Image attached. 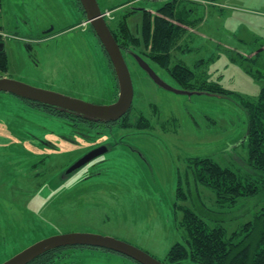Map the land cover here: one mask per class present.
I'll return each mask as SVG.
<instances>
[{
  "label": "rangeland",
  "instance_id": "1",
  "mask_svg": "<svg viewBox=\"0 0 264 264\" xmlns=\"http://www.w3.org/2000/svg\"><path fill=\"white\" fill-rule=\"evenodd\" d=\"M130 1L134 3L131 10L146 6L153 13L163 5V0H99L103 8ZM191 6L198 8L194 18L204 20L187 28L180 42L184 50L174 51V58L194 69L198 78L234 92L231 97L167 91L127 57L135 92L131 115H144L152 127L98 134V130L76 129L36 112L9 93L0 94V150L4 148L0 209L18 217V230L0 246V264L43 239L70 233L114 237L164 260L175 244L186 242L178 226L182 215L174 206L180 181L185 188L194 182L189 158H212L224 167L249 171L248 115L238 96L256 98L264 81L254 79L234 59L237 53L251 56L264 51V0H195ZM117 12L126 14L128 9ZM130 17V26L138 33L142 15ZM80 19L72 0H3L0 27L10 62L4 77L86 102H116L120 88L108 58ZM52 28L56 36L42 40ZM154 70L166 84L180 90L164 70L156 66ZM8 143L13 149L24 148L31 157L20 162L17 152L7 153ZM102 143L117 145L67 175L73 164ZM41 157H47L36 170L42 176L27 178L30 164ZM193 186V197L183 204L230 232L263 205L256 207L262 199H253L223 217L214 214L223 210L213 191L199 183ZM23 216L36 220L40 228L36 230V225L24 234L33 223ZM55 264L137 263L116 253L78 249Z\"/></svg>",
  "mask_w": 264,
  "mask_h": 264
},
{
  "label": "trees",
  "instance_id": "2",
  "mask_svg": "<svg viewBox=\"0 0 264 264\" xmlns=\"http://www.w3.org/2000/svg\"><path fill=\"white\" fill-rule=\"evenodd\" d=\"M2 1L0 0V8L2 7ZM193 1L195 0H173L164 5L162 9H159L158 12L164 15L162 17H153L148 13L141 14L142 24L141 27L139 25L138 33H134L129 24L128 17L134 14V12H129V10L126 14L117 15L116 20L110 23L109 27L126 58L128 55L130 57L138 55L153 69L156 66L164 70L178 84L179 89L185 92L184 94H215L231 97L234 92L223 88L219 83L208 82L204 77L198 78L197 72L194 69L176 61L174 58V51L184 50L180 42L187 35L186 27H194L204 20L203 16L194 18L197 16L198 8L191 6V2L193 3ZM210 1L212 2L213 0ZM72 5H75L78 9L81 18L79 23L82 24L85 21L86 14L80 0H75V2L72 0ZM120 6L106 8L101 6V8L103 11L105 9L116 10ZM89 27L90 31L97 37L93 28ZM2 29L0 27V44H5ZM47 37L42 36L41 39ZM98 41L108 58L116 81V88L118 89L119 83L113 64L99 39ZM236 56L237 58L234 60L249 75L254 79L264 81V51H259L251 56L237 53ZM9 63V56L6 50H0V78L9 72ZM199 63L195 65L196 68H199ZM13 96L28 108L47 117L64 120L76 129H79L81 126V128L86 130H98L100 132L98 134H101L102 131L112 133L114 129L142 131L150 130L152 127L151 121L148 118L142 114L140 116L131 115V110L117 122H102L89 120L73 113L64 112L57 108L45 106L15 95ZM238 97L240 104L248 115L246 140L249 158L246 162V169L249 171L243 173L241 170L224 167L212 158L198 157L189 158V170L194 177V185L195 183H199L212 190L216 195V203L223 210L220 213H214L216 215L229 216L234 213L237 207L243 208L248 201L253 199L260 198L259 201L261 199L263 201L256 203V207L262 203L263 205L253 214L251 219L230 232L222 223L216 221L214 224H211L203 216L183 204L193 197L196 189L194 186V188L192 187L193 184H189L185 188L183 182L180 181L177 190L178 202L175 204L174 209L176 212H181L182 216L178 221V226L184 232L186 242L184 244H175L168 252L166 258L160 260L164 264H181L184 262L196 264H264V86L260 94L254 99ZM11 123L8 122L9 125ZM11 126L16 127L14 124H11ZM115 145L117 143L110 146L115 147ZM3 149L0 150V154H2ZM6 150L7 153L17 152V157L22 163L28 161L31 157L21 147L13 149L9 144ZM46 159L47 157H41L40 161H31L29 176L27 178H31L32 180L33 178L36 179L42 176V173L36 172V170H38L37 167L39 165L45 164ZM39 184L38 187L42 185V183ZM23 219L28 223H33H30L29 228L25 229L28 233L24 234H30L29 232L34 231L36 225L38 227L36 230L40 228V224L36 220L32 221V218H27L26 216H23ZM222 221H224V218ZM17 227L18 217L10 215L5 211L2 213L0 209V246L5 245L7 236L11 232L17 231ZM78 249L111 252L92 247H66L47 252L29 264H55L57 260H62L69 256V252L72 253ZM132 261L135 262L134 260Z\"/></svg>",
  "mask_w": 264,
  "mask_h": 264
},
{
  "label": "water",
  "instance_id": "3",
  "mask_svg": "<svg viewBox=\"0 0 264 264\" xmlns=\"http://www.w3.org/2000/svg\"><path fill=\"white\" fill-rule=\"evenodd\" d=\"M80 2L85 10V22L93 28L113 64L120 88L118 100L115 103L107 105L95 104L68 97L57 92L38 89L9 78L0 79V94H13L45 106L57 108L64 112L83 116L89 120L117 122L130 111L134 102L135 94L132 75L125 55L116 41L108 23L103 17L98 0H80ZM4 49L5 44H0V50L3 51ZM132 58L157 86L170 92L178 94L185 93L184 91L177 90L166 84L157 75L154 69L138 55H132ZM107 152V147H100L89 152L69 168L67 174L69 175L79 170ZM75 246L109 250L126 256L139 264H164L147 252L123 240L109 236L86 233H70L48 237L31 245L29 248L3 264H29L47 252Z\"/></svg>",
  "mask_w": 264,
  "mask_h": 264
},
{
  "label": "flooded vegetation",
  "instance_id": "4",
  "mask_svg": "<svg viewBox=\"0 0 264 264\" xmlns=\"http://www.w3.org/2000/svg\"><path fill=\"white\" fill-rule=\"evenodd\" d=\"M134 1H137V0H134ZM153 1H156V0H153ZM157 1H159V0H157ZM172 1H173V0H163V5L158 6V7L155 9V13H153L152 11H150V10L148 9V7H146V6H141V7H138V9L131 10L130 7H131V5H133L134 3H133L132 1H130V2H128V3H124L122 6L118 7L116 10H110V11H111V14H112V18H111V20H109L108 24L110 25V23H113V22L116 20V16L119 15V14H121V13H118L117 11L120 12V10H122V9H128L129 12L140 13V14H143V15H144V13H148V14H150V16H153V17H155V16H160V17H162V16H164V15L158 12L159 9H162V8L164 7V5H166V4H168V3L172 2ZM130 10H131V11H130ZM132 15H134V14H132ZM130 18H131V17H130V15H129V17H128V21H129ZM143 19H144V17H143ZM141 20H142V17H141ZM141 20H140V21H141ZM137 23H138V22H137ZM129 24H130V23H129ZM141 24H142V21H141ZM141 24H140V27H141ZM184 27H185V26H184ZM186 28H188V27H186ZM53 29H54V28H52V30L46 32L45 35L48 36V37H50V35L55 36L54 32H52ZM51 32H52V33H51ZM48 37H47V38H48ZM114 101H115V100H114ZM49 107H50V106H49ZM78 116H80V115H78ZM80 117H83V116H80ZM80 128H81V126H80ZM100 146H107V144L102 143V144H100L99 146H96V147L92 148V149L89 150L87 153H89L90 151H92V150H94V149H96V148H99ZM107 147H108V146H107ZM108 149L110 150L109 147H108ZM87 153H86V154H87Z\"/></svg>",
  "mask_w": 264,
  "mask_h": 264
},
{
  "label": "built area",
  "instance_id": "5",
  "mask_svg": "<svg viewBox=\"0 0 264 264\" xmlns=\"http://www.w3.org/2000/svg\"><path fill=\"white\" fill-rule=\"evenodd\" d=\"M106 16L110 17V13H106Z\"/></svg>",
  "mask_w": 264,
  "mask_h": 264
},
{
  "label": "crops",
  "instance_id": "6",
  "mask_svg": "<svg viewBox=\"0 0 264 264\" xmlns=\"http://www.w3.org/2000/svg\"><path fill=\"white\" fill-rule=\"evenodd\" d=\"M56 36V35H55Z\"/></svg>",
  "mask_w": 264,
  "mask_h": 264
}]
</instances>
